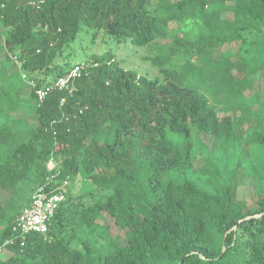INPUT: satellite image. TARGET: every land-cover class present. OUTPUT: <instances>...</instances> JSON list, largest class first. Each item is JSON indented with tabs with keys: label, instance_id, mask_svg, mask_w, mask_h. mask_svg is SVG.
I'll return each instance as SVG.
<instances>
[{
	"label": "trees",
	"instance_id": "obj_1",
	"mask_svg": "<svg viewBox=\"0 0 264 264\" xmlns=\"http://www.w3.org/2000/svg\"><path fill=\"white\" fill-rule=\"evenodd\" d=\"M83 27L160 75L96 57L40 101ZM52 158L89 191L5 245ZM0 264H264V0H0Z\"/></svg>",
	"mask_w": 264,
	"mask_h": 264
},
{
	"label": "rangeland",
	"instance_id": "obj_2",
	"mask_svg": "<svg viewBox=\"0 0 264 264\" xmlns=\"http://www.w3.org/2000/svg\"><path fill=\"white\" fill-rule=\"evenodd\" d=\"M159 43L164 44L165 42L161 41ZM152 50V47L138 48L129 41L119 43L114 38L106 36L103 32L88 31L83 27L71 48L64 53L62 60L69 62L71 66H75L79 63L89 64L96 57L110 56L112 64L119 65L126 71H134L139 76L154 79L160 75V71L154 66L153 59L155 56H153ZM44 183L27 181L19 187V194L15 198V204L20 208V211L29 207L33 194ZM84 184L81 179H77L76 182L69 181L66 185L67 191L72 193L73 201L76 202L75 198L77 196L89 191V186ZM249 195L251 194L247 189L242 191V196L249 197ZM84 201L86 204H91L90 198L83 199ZM82 211L83 207L78 208L77 218ZM98 232L100 233L101 231ZM112 232L116 233L117 230L112 227ZM98 239L101 244H105L103 238L98 237ZM3 258L5 259V256Z\"/></svg>",
	"mask_w": 264,
	"mask_h": 264
},
{
	"label": "built area",
	"instance_id": "obj_3",
	"mask_svg": "<svg viewBox=\"0 0 264 264\" xmlns=\"http://www.w3.org/2000/svg\"><path fill=\"white\" fill-rule=\"evenodd\" d=\"M87 66L88 64L85 63L76 64L67 76L60 78L50 87L38 89L36 94L39 100L43 101L54 89L68 91L72 94L75 91V80L82 75ZM23 78L26 79V76L23 75ZM31 84L36 87L35 83ZM47 168L50 172L49 177L33 194L29 207L15 220L12 228L14 236L7 240L5 245L14 244L19 237L24 242L26 236L30 234H49L60 205L65 201L63 189L69 181L57 182L60 173L57 171V164L53 158L48 162ZM23 242L22 245H24Z\"/></svg>",
	"mask_w": 264,
	"mask_h": 264
},
{
	"label": "water",
	"instance_id": "obj_4",
	"mask_svg": "<svg viewBox=\"0 0 264 264\" xmlns=\"http://www.w3.org/2000/svg\"><path fill=\"white\" fill-rule=\"evenodd\" d=\"M255 217H258V216H255ZM250 218V217H249ZM249 218H247V219H249Z\"/></svg>",
	"mask_w": 264,
	"mask_h": 264
}]
</instances>
